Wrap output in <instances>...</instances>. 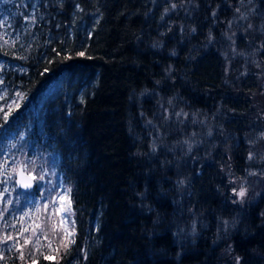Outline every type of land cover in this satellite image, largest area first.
<instances>
[{"label":"trees","instance_id":"16d2710c","mask_svg":"<svg viewBox=\"0 0 264 264\" xmlns=\"http://www.w3.org/2000/svg\"><path fill=\"white\" fill-rule=\"evenodd\" d=\"M33 1L0 143L57 157L75 243L15 236L0 264H264V189L231 185L264 170V0Z\"/></svg>","mask_w":264,"mask_h":264},{"label":"rangeland","instance_id":"374dc122","mask_svg":"<svg viewBox=\"0 0 264 264\" xmlns=\"http://www.w3.org/2000/svg\"><path fill=\"white\" fill-rule=\"evenodd\" d=\"M30 1L33 3L32 6L29 5ZM37 5L38 3L33 0H0V20L4 21L0 25V46L20 40L27 23L33 20ZM11 66L13 65L7 60L6 63L0 60V78L3 79L2 72L11 68ZM7 95L3 82V84H0V96L6 97ZM2 100L0 99V109L7 112L10 111L11 108H8L7 105H12L13 99H7L6 103L2 102ZM149 134L154 135V133ZM24 150L25 148L20 139L12 138L0 143V165H4V174L0 175V192L3 193V196L0 197V210L7 208V211H9L6 220L3 219V216L0 217V237L10 235L14 238L17 236L23 242L25 238L30 237V242L35 243L37 246H39L42 239L47 244L52 243L56 231H59L63 237L68 239L67 233L72 231V204L69 211H63V209L68 207L67 201L70 199V194L68 189L61 184L57 170V157L52 154L28 155L25 154ZM21 165L32 176L37 177L35 179L38 184L36 194H19L16 185V174ZM13 169L16 170L13 171ZM41 175L44 177L43 180L38 179ZM231 185L233 199L243 204L247 199L251 200L263 191L264 170L263 173L252 172L243 179L233 178ZM241 187L246 189V195L243 198L238 197L233 192L234 188L238 192ZM5 188L8 189L7 192H4ZM9 200L12 201L11 204H8ZM46 217L50 218V220L47 224V231L42 236L41 233L45 229ZM1 228H4L2 233ZM21 229H28V231L20 235ZM37 240H39L38 244ZM8 242L7 247L11 249L15 246L16 240L14 238ZM0 255H2L1 251ZM225 255L229 257L230 261L239 262L240 260L236 253L232 254L231 249L226 251Z\"/></svg>","mask_w":264,"mask_h":264},{"label":"snow or ice","instance_id":"6c2138e0","mask_svg":"<svg viewBox=\"0 0 264 264\" xmlns=\"http://www.w3.org/2000/svg\"><path fill=\"white\" fill-rule=\"evenodd\" d=\"M33 19H34V17H33ZM3 23H4V21L0 20V25H2ZM5 43H7V41H5ZM77 55L83 56L84 53H83V52H80V53H78ZM45 71H47V69H45ZM0 84H3V79H2V78H0ZM16 95H17L18 98H22V96H21L20 93H17ZM0 99H4V97H3V96H0ZM13 103H15V101H13ZM7 107H8V108H11V105H7ZM0 111H3V109H0ZM178 115H179V114H178ZM3 118H4L5 120H7V118H8V113H5ZM251 158H252V154L250 153V154H249V159H251ZM3 168H4V165H0V175L4 174V173H3ZM15 170H16V169H13V171H15ZM21 174H23V172H21ZM43 178H44L43 175H41V176L38 177V179H40V180H43ZM30 179L35 180V179H37V177H35V176H31ZM18 183L20 184V186H22V187H24V188H26V189L32 187V184H31V183H24V182H22V181H20V182H18ZM7 191H8V189L5 188V189H4V192H7ZM68 192H70V189L68 190ZM233 192L236 193V195H237L238 197H240V198H243V197L246 195V189L243 188V187H241L240 190H239L238 192H237V190L234 188V189H233ZM2 196H3V193L0 192V197H2ZM61 199H63V197H61ZM11 203H12V201L9 200V201H8V204H11ZM67 205H68V207L65 208V209H63V211H65V212H67V211L70 210V206H71V200H70V199L67 201ZM5 211H7V208H5ZM25 215H27V214H25ZM2 216H3V212H0V217H2ZM21 219H23V217H21ZM37 227H39V226H37ZM26 231H28V229H21V231H20L19 234L22 235L23 232H26ZM74 233H75V224H74V221H73V222H72V231L67 233V235H68L69 237H72V239L69 240L68 244H65V245H64L65 249H67V247L69 246V244H71V243H75V240H74ZM33 234H35V233H33ZM12 239H14L12 236H10V235H5V236L0 237V243H7V241L12 240ZM30 240H31L30 237H29V238H25V239H24V245H28V244L30 243ZM17 243H18V242H17ZM38 243H39V240H37V244H38ZM22 247H23V246L18 247L17 250H18V252H19V258H20V260L23 261L24 258H25V254H24V252L21 250ZM50 258H51V257H49V256H45V257H44V259H50ZM0 259H4L3 255H0ZM34 264H35V262H34Z\"/></svg>","mask_w":264,"mask_h":264},{"label":"water","instance_id":"95a60500","mask_svg":"<svg viewBox=\"0 0 264 264\" xmlns=\"http://www.w3.org/2000/svg\"><path fill=\"white\" fill-rule=\"evenodd\" d=\"M21 172H23V174H21ZM31 176H32V175H31L30 173H28V172L24 169L23 166H20V167H19V170H18V172H17V184H18V186H19L22 190H24V191H30V190H32V189L35 188L36 183H35V180L30 179ZM20 181H22V182H24V183H31V184H32V187L26 189V188L20 186V184L18 183V182H20Z\"/></svg>","mask_w":264,"mask_h":264}]
</instances>
